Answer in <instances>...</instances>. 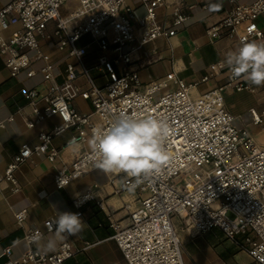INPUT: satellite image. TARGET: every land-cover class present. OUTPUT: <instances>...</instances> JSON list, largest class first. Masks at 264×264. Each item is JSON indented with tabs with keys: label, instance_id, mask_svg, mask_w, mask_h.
<instances>
[{
	"label": "built area",
	"instance_id": "2783aa9c",
	"mask_svg": "<svg viewBox=\"0 0 264 264\" xmlns=\"http://www.w3.org/2000/svg\"><path fill=\"white\" fill-rule=\"evenodd\" d=\"M67 0H9L0 8V55L13 77L27 70L33 76V61H43L39 71L49 83L46 89L25 90L32 109L27 121L29 128L59 115L62 123L39 133L40 142L34 146L23 144L14 154L5 172H0V183H11L14 192L20 190L16 170L32 154L46 155L51 162L59 157L53 138L67 129L75 132L73 139L85 142L95 128H108L120 113L163 119L170 128L164 147L169 161L159 174L144 180L135 188V178H124L125 189L143 193L139 207L130 211V224L120 227L113 223V238L129 264H185L183 245L174 224V216L184 218L197 233L219 227L236 245L252 258L264 264V146L258 144L246 128L235 124V116L225 104V90H264V85L250 84L242 75L234 77L223 61L213 63L200 80L186 83L174 74L169 79L178 84L176 90L157 93L168 86L166 80L153 82L144 91L139 89V68L160 58L157 49L146 46L159 37L169 38L179 32L189 19L180 3L171 4V20L163 25L157 20V10L165 0H136L146 13L140 18L142 32L137 34L135 9L125 0H78L79 7L69 15L61 13ZM212 8L223 14L216 24L207 28L211 40L229 37L238 43L264 42V0H212ZM55 23L54 36L60 50H68L74 60L67 62L64 79L56 80L55 64L42 47V39H51L47 27ZM18 26L9 36L3 31ZM85 35L91 41L79 46ZM92 44L97 46L95 63L87 58ZM142 56L134 58V54ZM106 76L99 84L93 71ZM222 72L227 73L224 84L193 97L192 87L207 82ZM85 78L83 88L78 79ZM76 97L89 100L94 110L83 113L72 101ZM21 109H19L20 111ZM253 122L261 124L263 116L251 110ZM99 116V120L94 118ZM14 119L10 115L0 119V128ZM69 141V142H70ZM99 157L93 149L79 153L69 165L57 169L54 182L57 188L66 187L95 167ZM102 206L92 190L78 193L73 198L74 213L90 201ZM130 208V205H126ZM28 210L15 211V219L23 225ZM45 220V230H55V220ZM44 230L30 228L24 239L29 248L15 256L11 246L0 248L4 264H64L75 253L69 238L54 252L32 246L44 236ZM90 244H86V249Z\"/></svg>",
	"mask_w": 264,
	"mask_h": 264
},
{
	"label": "crops",
	"instance_id": "0c3cea01",
	"mask_svg": "<svg viewBox=\"0 0 264 264\" xmlns=\"http://www.w3.org/2000/svg\"><path fill=\"white\" fill-rule=\"evenodd\" d=\"M9 0H0V8ZM180 3L183 11L190 17L179 32L169 38L159 37L146 46L147 49H157L160 58L145 67L139 68L137 63L132 65L138 69L141 84L139 89L144 91L153 82L166 80L169 84L161 89L157 96L179 86L169 79L170 74L183 79L186 83H194L200 80L209 71V66L216 62L225 61L227 54L238 49V43L229 37H221L211 40L207 34V28L220 21L223 14L212 8V0H165L157 10V20L163 25L171 20V4ZM125 4L135 9L137 19L135 27L137 34L142 32L140 18L146 10L136 0H125ZM78 0H67L61 6V13L67 16L79 7ZM18 26H12L3 31L9 36ZM55 23L50 22L47 31L52 38L42 39V47L49 60L55 64L56 80L62 82L67 62L74 58L69 56L68 50H60L55 42ZM91 41L90 35L83 36L78 45H84ZM98 54L97 46L92 44L89 48L88 62L95 63ZM142 56L134 54V58ZM43 61L35 60L32 67L36 70L33 76L27 75V70L22 71L17 77H13L0 55V119L14 115V119L7 123L6 127L0 128V172H5L15 153L27 143L34 146L40 142L39 133L42 130H51L56 124L62 123L59 115L29 128L27 121L32 117V109L25 90L37 88L44 90L50 82L46 81L39 71ZM99 84L106 80V76L93 71ZM227 73L222 72L207 82L192 87L190 93L193 97L207 92L208 90L224 84ZM78 83L86 88L85 78L80 76ZM233 89L225 90V104L235 116V124L246 128L255 141L264 146V121L255 124L252 121L244 123L238 120L240 114L233 112L234 102L229 96L234 93ZM264 95V90L256 91ZM72 104L83 113H91L94 108L89 100L76 97ZM19 109H21L19 111ZM259 112L264 118V104L260 108L250 107ZM252 113V112H251ZM99 120V116L94 114ZM253 118V115H252ZM253 126L249 130L246 125ZM246 124V125H245ZM73 129H67L53 138V144L59 148V157L51 162L46 155L32 154L16 170L15 174L20 183V190L14 192L11 183H0V248L11 246L15 256H20L29 245L24 239L25 232L30 228L44 230V236L32 246L46 252H54L63 240L57 239L54 251H48L46 244L54 237V231H46L44 222L48 218L57 217V211H76L73 198L80 192L92 190L102 206L96 201L86 203L82 208L81 219L86 223L83 230L76 236L69 237L76 253L64 264H129L122 250L113 238L116 228L113 223L120 227L130 224V211L139 207L143 193L135 189L123 187V177L114 176L113 173H104L99 169L90 170L80 178L74 180L64 188H57L54 175L57 169L73 162L76 155L91 149L92 135L85 142H77L70 146V139L74 134ZM130 205L127 208L126 205ZM27 208L28 213L23 225H19L15 219V211ZM174 224L183 245V257L185 264H260L245 250L239 248L236 243L229 239L219 228L214 227L204 233H197L193 226L185 224L182 216H174ZM86 244H90L86 249ZM5 257L0 258V264H4Z\"/></svg>",
	"mask_w": 264,
	"mask_h": 264
},
{
	"label": "clouds",
	"instance_id": "9594fccd",
	"mask_svg": "<svg viewBox=\"0 0 264 264\" xmlns=\"http://www.w3.org/2000/svg\"><path fill=\"white\" fill-rule=\"evenodd\" d=\"M234 77L244 76L250 84L264 85V42H241V46L227 54L224 61ZM170 128L163 119L120 113L108 128H95L91 146L99 159L95 167L104 173H123L124 178H135V188L146 179L160 173L169 161L165 143ZM70 146L76 144L73 139ZM54 237L46 244L54 251L57 239L65 240L79 234L86 223L78 213L57 211ZM37 242V241H34Z\"/></svg>",
	"mask_w": 264,
	"mask_h": 264
},
{
	"label": "rangeland",
	"instance_id": "374dc122",
	"mask_svg": "<svg viewBox=\"0 0 264 264\" xmlns=\"http://www.w3.org/2000/svg\"><path fill=\"white\" fill-rule=\"evenodd\" d=\"M229 100L233 101L235 106L232 108L235 114H240L238 120L247 123L252 121V113L250 107L260 108L264 104V95L259 92H251L248 90L238 91L235 90L232 95L229 96ZM246 125V124H245ZM249 130L253 129L251 123L246 125Z\"/></svg>",
	"mask_w": 264,
	"mask_h": 264
}]
</instances>
